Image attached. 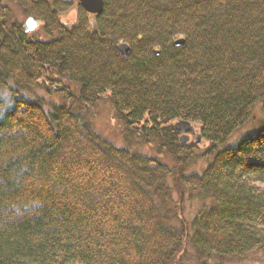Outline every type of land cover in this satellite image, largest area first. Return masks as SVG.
Masks as SVG:
<instances>
[{
  "label": "trees",
  "instance_id": "trees-1",
  "mask_svg": "<svg viewBox=\"0 0 264 264\" xmlns=\"http://www.w3.org/2000/svg\"><path fill=\"white\" fill-rule=\"evenodd\" d=\"M10 4L45 36L12 21ZM73 10L76 20L62 21ZM9 81L0 264H182L184 253L223 264L264 254V0H104L96 17L76 0H0V88ZM35 88L43 92L22 94ZM103 98L148 152L94 130L88 109ZM258 104L257 130L222 147ZM179 120L197 128L201 152L180 142ZM198 157L204 166L187 171ZM184 192L201 202L190 219Z\"/></svg>",
  "mask_w": 264,
  "mask_h": 264
},
{
  "label": "rangeland",
  "instance_id": "rangeland-1",
  "mask_svg": "<svg viewBox=\"0 0 264 264\" xmlns=\"http://www.w3.org/2000/svg\"><path fill=\"white\" fill-rule=\"evenodd\" d=\"M10 6L12 10L11 20L19 22L23 26V24L25 23V21L29 16L24 14L16 4H10ZM75 20H76V13L74 10L71 11L69 15L66 16L65 18H62V21H68L69 23H72ZM38 22H39L38 26L33 31H27V32H33V35L37 37H44L45 35L41 28V21L38 20ZM10 88H13V84L11 81L7 83V86L0 88V111L4 110L5 108H10L12 106L13 95L11 93ZM42 92H43L42 90L35 88L30 92L23 91L22 94L26 98H32L35 97L36 95L41 94ZM49 101L52 103L62 102V100L59 99L58 96L56 95H49L47 97V102ZM262 117H263L262 108L260 104H258L254 107L251 117L239 129H236L232 132V134L227 138L226 142L222 144V147L236 145L243 137H245V135H248L257 128ZM88 118L93 123L94 130L98 134L103 136L105 139L111 141L113 144L128 145L129 143L130 144L129 146L132 149H137L143 152L149 151V147H146L143 142L137 139L130 138L126 135V131L124 130L123 123L116 115L109 99L103 98L95 106L89 107ZM194 128H195L194 132L188 133L189 139L187 143H194L196 140L195 136L199 134L197 128L196 127ZM206 145L207 144L205 142L200 140V142L197 144V146L199 147L197 153L201 152L203 148L206 147ZM205 162H206L205 159L198 157L195 163H193L190 167L187 168V171L190 172V171L200 170L204 166ZM174 196L177 198L176 192H174ZM184 196L185 197L182 199L180 205L183 209V215L185 216V218L190 219L197 211V209L200 207L201 202L197 200L188 199L186 192H184ZM188 250L189 253L192 252L191 248H188ZM189 256L190 254L188 253L183 254V256L180 258L182 264H194L193 260H190ZM223 264H264V254L261 251H259L249 254L246 259L243 260L231 259L224 261Z\"/></svg>",
  "mask_w": 264,
  "mask_h": 264
},
{
  "label": "water",
  "instance_id": "water-1",
  "mask_svg": "<svg viewBox=\"0 0 264 264\" xmlns=\"http://www.w3.org/2000/svg\"><path fill=\"white\" fill-rule=\"evenodd\" d=\"M76 1H77V3H79L81 5V7L87 13L93 15V17H96L103 10L104 0H76ZM29 19H31L33 21V23L29 24L28 23ZM38 24H39L38 20L29 16L27 18V20L25 21V23L23 24V28L26 31H33L38 26ZM182 41H183L182 39H179L176 41V44H180ZM118 51L123 56H126L129 53L130 48L126 43H120L118 45ZM174 128L180 134L182 133L179 136V140L181 143L187 142L189 139L188 133L195 131L194 126L190 122L184 121V120H179V121L175 122ZM195 137H196L195 143H199L201 140L200 134H197Z\"/></svg>",
  "mask_w": 264,
  "mask_h": 264
},
{
  "label": "snow or ice",
  "instance_id": "snow-or-ice-1",
  "mask_svg": "<svg viewBox=\"0 0 264 264\" xmlns=\"http://www.w3.org/2000/svg\"><path fill=\"white\" fill-rule=\"evenodd\" d=\"M28 23L31 24V23H33V21H32L31 19H29V20H28Z\"/></svg>",
  "mask_w": 264,
  "mask_h": 264
}]
</instances>
